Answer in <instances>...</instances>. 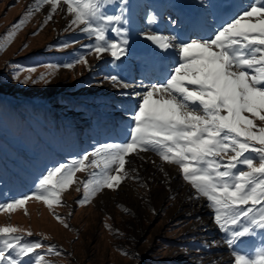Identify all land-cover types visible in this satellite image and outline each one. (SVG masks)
Segmentation results:
<instances>
[{
	"label": "rangeland",
	"instance_id": "rangeland-1",
	"mask_svg": "<svg viewBox=\"0 0 264 264\" xmlns=\"http://www.w3.org/2000/svg\"><path fill=\"white\" fill-rule=\"evenodd\" d=\"M187 1L128 0L127 23L123 25L128 34L127 56L121 57V63L123 59L127 61L124 63L126 68L130 67L128 62L131 63L136 73L133 78L130 71L127 72L129 68H123L118 61L113 62L110 55L104 54L103 59L97 60L92 54L85 57L92 66L91 71L78 64L71 70L61 68L54 78L48 77L51 81L48 84H22L14 81L12 76L19 74V80L26 76L35 79L50 71L43 65L67 63L84 53L85 46L94 41L77 26L69 28L72 16L67 13V5L45 23L48 5H41V10L36 12V0H0V203L34 191L38 178L53 165L68 163L92 152L99 145L129 139L128 127L132 123L129 112L137 105V98L122 93L131 94L143 89L118 88L105 77L116 74L130 84H138L141 80L156 82V70L141 74L145 73V70H139L141 58L131 54L129 42H134L133 46L151 45V41L144 39L145 33L177 35L170 26L172 22L162 32L149 26L147 12H158L155 8L162 3L161 15L156 16L160 26L161 22H167L168 17H173L175 8L186 5ZM250 2L246 0L244 4ZM209 4L208 0L202 4L204 19L208 26H213L214 13ZM105 10L111 14L118 10V5H108ZM26 12H31V15H26ZM136 18L140 21L139 30L132 26ZM175 19L173 17L171 21ZM21 21L19 28L12 27ZM197 30V25H190L187 29ZM108 38L115 40L117 37L109 32ZM180 39L184 37L180 36ZM70 41L73 43H68ZM65 44L67 47H61ZM29 68L36 71L30 73L27 71ZM126 159L130 161L126 165L130 176L125 177L115 190L105 188L94 197L89 196L83 205H77L76 201L84 198L86 193L82 185L78 192L77 185L92 179L90 173L99 174L104 166L100 156H97L99 167L77 172L75 183L60 194L63 206L54 205L50 211L42 201L33 199L28 200L23 209L0 212V227L13 226L23 230L10 234L20 236L22 245L36 241L44 245L27 256L16 257L13 250L6 254L17 258L21 264L207 262L206 258L215 254L206 258L197 254L202 247L198 241L204 239L197 236L200 231L195 226L192 208H186L185 202L192 200L183 201L182 197H191L194 190L183 180L178 168L163 163L151 152L140 153L139 156L132 154ZM175 169L177 175L171 172ZM179 180L182 185L177 187ZM134 193L141 204H138L140 214L122 199L123 194L127 200L128 195L133 199ZM205 209L204 206V214L201 213L197 219L206 215ZM52 212L63 217L68 227L55 219ZM28 232L32 235L28 236ZM257 232L264 234V230ZM3 239L0 237V246H3ZM52 245L60 255L48 253V246Z\"/></svg>",
	"mask_w": 264,
	"mask_h": 264
},
{
	"label": "snow or ice",
	"instance_id": "snow-or-ice-1",
	"mask_svg": "<svg viewBox=\"0 0 264 264\" xmlns=\"http://www.w3.org/2000/svg\"><path fill=\"white\" fill-rule=\"evenodd\" d=\"M111 4H117L118 10L109 14L105 9ZM41 5L49 6L45 23L67 5V13L72 16L69 28L77 26L94 43L67 63L43 65L50 69L46 74L35 79L26 76L23 80L15 74L14 81L48 84V77L54 78L61 68L71 70L83 64L91 71L85 58L88 55L95 54L101 60L108 54L113 62L127 56L128 34L123 25L127 23L128 0H36L34 10L39 12ZM156 19L151 13L146 17L149 24L156 23ZM21 23L12 27L19 28ZM109 32L117 38L109 39ZM143 37L168 53H156L153 57H158L162 64V78L130 84L116 74L105 77L118 88L143 89L122 93L137 98V105L129 112V139L99 145L68 163L47 168L35 183L34 191L0 203V212L23 209L33 199L42 201L50 211L54 205L63 206L60 194L75 183L77 172L99 167L100 156L104 166L99 174L90 173L92 179L77 185L78 192L82 185L86 193L76 201L83 205L89 196L94 197L105 188L115 190L130 176L126 167L130 161L126 157L151 152L163 163L178 168L194 190L193 199L203 197L208 201L214 223L225 234L224 242L232 250L234 264H264V245L256 249L254 256L235 248L245 237L264 230V0H251L210 36L180 39L179 35L145 33ZM27 71L32 73L36 69ZM52 215L68 227L63 217L55 212ZM21 231L13 226L0 227V237H4L0 264H21L6 254L9 250L21 257L44 247L39 241L22 245L20 236L10 235ZM48 253L60 255L54 245L48 246Z\"/></svg>",
	"mask_w": 264,
	"mask_h": 264
},
{
	"label": "bare ground",
	"instance_id": "bare-ground-1",
	"mask_svg": "<svg viewBox=\"0 0 264 264\" xmlns=\"http://www.w3.org/2000/svg\"><path fill=\"white\" fill-rule=\"evenodd\" d=\"M187 1V0H185ZM210 4H211V8L213 10V13H214V20H215V23L213 24V26H208L205 22H204V12H203V9L202 8V4L200 5L199 3L195 2L193 3L192 0H190L188 4V7H191V9H195V11H198L199 14H198V18L197 20L198 21H195L194 20V24L198 26V30L197 31H187L188 27L191 24L190 20L192 16L190 17H185L183 15V9H180V11L178 9H175V11H173V17L176 18L174 21H177L178 23V28H175V30L177 31H181L183 33V36L188 39L190 36H195V35H198V36H210L212 34V32L215 30L216 27H218L220 24H223L226 20L230 19L231 16L233 15L234 13V9L238 12L241 10L242 7H246L247 5L244 4L246 2V0H209ZM227 4H231L232 5V8L233 10L228 14V15H224L223 12H222V9L224 8L225 5ZM161 5L158 4V12L156 10H153V13L151 14H154L155 16L159 17L161 15V10L162 8L160 7ZM176 6V5H175ZM174 7V6H173ZM135 8V7H134ZM166 8V7H165ZM168 9V7H167ZM171 11V10H170ZM172 12V11H171ZM186 12V11H185ZM193 14V13H192ZM156 17V18H157ZM173 17H168L167 18V22L163 23L161 22L162 24H160V26L158 25V32H162L163 31V28L168 26V24H170L171 22V19H173ZM213 17V16H212ZM207 21V20H206ZM157 23L158 21L156 20V23L153 24L152 26H155L157 27ZM175 24H171V28H173ZM133 28L135 30H139L140 29V21L136 18L134 21H133V24H132ZM153 28V27H152ZM192 28V27H191ZM146 40V39H145ZM142 42V41H141ZM144 43V42H143ZM144 46H148V47H151V52L149 54V56H145V52H141L143 50V47ZM138 48V51L134 54H140L143 58V65H141V70H145L144 72L145 73H148L151 69H155L156 68V73H157V78L155 79V81L161 79L162 77L160 76V69L162 67V64L161 62L159 61L158 57L156 59H153L154 55L156 53H159L160 55H167L168 53H164L163 50L161 49H158L154 44L151 43V45H146V44H139L138 46H136ZM171 55H174V52H171ZM125 63V62H124ZM124 66H126V64H124ZM164 63H167V61H165ZM129 68V67H127ZM174 166V165H173ZM176 167V166H175ZM173 174H176L177 175V170H172L171 171ZM182 182V181H181ZM179 180V182L177 183V187H179L180 185H182ZM186 188V186H185ZM163 194H161L160 198L161 200H163V197H162ZM190 195V194H189ZM125 195L123 194L122 195V199H123V202H125L127 205L128 204H131V206L133 205V210H135V212L137 213H141L140 211V208L138 207L140 203L139 200H137V197L136 194L134 193L133 196L134 198L133 199H130L131 196L128 195V200L124 197ZM191 197L189 196H186V195H183V201L184 200H192V201H189V202H185L186 203V208L187 210L192 208V217L195 218V221H196V224L195 226L199 229V234L197 235L199 238H203L205 239V236L208 238V239H211V237H214V232L213 230L215 229L214 226H213V223L210 219V216H209V208L207 206H205V210H207L206 212V215H202L200 217V219H197V217L199 215H201V213L204 214L203 210H204V206L202 205V201L203 199L202 198H199V199H195L197 201H194L193 200V196L194 195H190ZM181 199V198H180ZM199 200H202V201H199ZM176 201H175V207L177 208L176 206ZM141 205V204H140ZM195 206H197V208H195ZM194 232V231H193ZM213 232V233H212ZM214 252L213 254H215L214 256H211L209 258H207V262L208 263H211V264H220V261H221V264H229L230 263V260H225L224 257H226L227 259H232L230 255L226 254L223 250H224V247H223V244H217V246H215L214 248ZM216 249V250H215ZM220 249V250H219ZM217 251H220V253L216 254ZM199 256H204L203 252H198ZM213 254H207V256H210V255H213ZM224 259V260H223ZM228 261V262H227ZM213 262V263H212ZM227 262V263H226Z\"/></svg>",
	"mask_w": 264,
	"mask_h": 264
},
{
	"label": "built area",
	"instance_id": "built-area-1",
	"mask_svg": "<svg viewBox=\"0 0 264 264\" xmlns=\"http://www.w3.org/2000/svg\"><path fill=\"white\" fill-rule=\"evenodd\" d=\"M205 258H206V257H205ZM206 259H207V258H206ZM203 261H204V260H203ZM204 264H209V263L204 261Z\"/></svg>",
	"mask_w": 264,
	"mask_h": 264
}]
</instances>
